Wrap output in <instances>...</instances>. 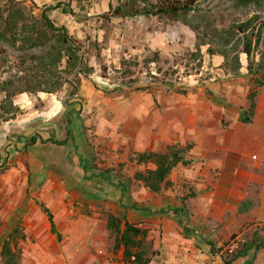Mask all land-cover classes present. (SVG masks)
Wrapping results in <instances>:
<instances>
[{
	"label": "rangeland",
	"instance_id": "obj_1",
	"mask_svg": "<svg viewBox=\"0 0 264 264\" xmlns=\"http://www.w3.org/2000/svg\"><path fill=\"white\" fill-rule=\"evenodd\" d=\"M18 1L29 8L34 3L36 14L46 8L45 4L71 7L73 16L64 14L62 8L48 15L79 40L78 54L84 64L81 74L80 66L72 75L66 71L61 74L65 81L62 90L44 98L45 104H61L62 111L55 117L58 119L47 125H52L53 130L10 135L0 148V264H52L56 255L69 248L77 257L99 254L93 245L100 239L98 230L107 231L108 244L104 248L117 258L124 247L115 246L116 234L108 225L113 218H126L142 228L145 233L135 238V245L130 248L160 261V251L153 247L156 235L150 233L152 224L142 221V214L164 215L162 212L177 208L189 211L186 201L207 190V164L213 155L192 151L190 128L199 131L214 124L206 106L213 98L230 110L237 108L217 94L221 89L213 90V84L220 88L231 84L234 95H245L249 107L241 114L252 115L258 88L264 85V68L249 73L247 56L241 53L242 67L233 74L224 58L210 56L208 49L218 48V33L228 36L236 24L254 12L264 15V0L251 8L238 7L237 0H197L202 13L191 18L197 24L202 23V15L206 18L204 28L196 32L167 17L103 18L109 14V5L116 6L118 0ZM4 4L0 0V8ZM208 23L212 25L209 27ZM21 28L20 25L16 31L20 40ZM197 34L200 43H205L200 51L196 48ZM238 42L241 47L240 37L235 36L229 47ZM25 54L27 62L21 65L19 58ZM42 54L43 48L23 52L0 42V86L35 72L25 67L37 64L30 56L40 58ZM263 54L264 38L254 48L251 60L257 63ZM62 67H66L65 61ZM83 80L89 84H82ZM25 83L24 80L14 86ZM71 84L77 90L73 91ZM37 95L34 104L40 108L42 101ZM5 104V94L0 93V122L10 117L4 113ZM71 112L75 117L70 120ZM21 114L20 110L16 117ZM67 130L72 131V136L67 135ZM179 134L183 141L174 140ZM33 137L36 141L26 146ZM176 148L192 163L177 164L161 190L152 192L139 173L154 169V165L150 161L139 164L133 159L139 152L164 154ZM41 204L53 214L62 234L61 242L51 233ZM261 230L264 226L232 236L215 249L230 258L232 242L238 248L257 242L254 232ZM126 260L130 264L133 259Z\"/></svg>",
	"mask_w": 264,
	"mask_h": 264
},
{
	"label": "crops",
	"instance_id": "obj_2",
	"mask_svg": "<svg viewBox=\"0 0 264 264\" xmlns=\"http://www.w3.org/2000/svg\"><path fill=\"white\" fill-rule=\"evenodd\" d=\"M82 84L89 82L83 80ZM230 85L220 88L213 84L212 88L215 91L221 89L217 94L225 96L227 103L237 108L230 110L229 106L220 105L213 98L206 106L214 124L199 131L190 128L192 151L213 155L207 164L210 167L206 174L209 177L207 190L186 201L189 211L177 208L162 212L164 215L142 214L145 217L142 221L152 224L150 233L153 237L156 235L153 247L160 251L161 260H153L151 264H226L215 248L232 236H242L264 226V85L258 88L252 115H246L249 122L241 119V112L249 107V102L245 101V95H234ZM37 96L42 101L40 108L34 104V95L23 93L13 100L23 114L0 122V148L10 135L28 136L35 135L37 130H53L52 125H47L58 119L55 117L62 111L61 104H45L47 93ZM174 140L183 141L180 134ZM96 233L100 239L93 245L99 254L77 257L69 248L66 253L56 255L52 264H129L124 250L116 258L105 249L108 244L106 230ZM254 234L257 238L254 245L259 249H250L232 264H264V231Z\"/></svg>",
	"mask_w": 264,
	"mask_h": 264
},
{
	"label": "trees",
	"instance_id": "obj_3",
	"mask_svg": "<svg viewBox=\"0 0 264 264\" xmlns=\"http://www.w3.org/2000/svg\"><path fill=\"white\" fill-rule=\"evenodd\" d=\"M3 1L5 4L3 8H0V20L3 21V29L0 30V42L6 43L23 52H26L28 49L43 48V54L40 58L36 56H30L29 58L37 64H35V66L25 67V69L36 70L35 72L25 75L23 79H11L0 86V93L5 94L6 100L5 106H3L5 110L4 113L10 115L9 118H3V121H7L8 119L15 118L16 113L20 112V108L15 106L13 102L18 95L23 93L31 95H36L38 93L57 94L62 90L65 82L61 79V74L66 71L67 74L72 75L78 66L81 67L79 71L81 74L84 62L82 61V56L78 54L79 50H81L79 40L70 36L66 27L57 26L48 15L50 11L62 8L64 14L73 16L74 12L71 7L63 3H58L55 6H48L36 14L35 9L37 6L34 3H32L33 6L29 8L23 1ZM262 1L263 0H237V5L238 7H258ZM196 2L197 0H159L157 3H153L151 0H118L116 6L112 4L109 5V14H106L103 18L110 20L112 18L129 19L136 16L167 17L180 21L196 32L204 28L202 23L206 18V15H202L200 18L202 23L198 24L191 18L192 15L197 16L202 13V10L197 6ZM210 24L211 23H208L207 25L210 27L212 25ZM20 25L22 27L21 33L23 34L21 40L17 38L18 34L16 33ZM235 36L240 37V41L242 42L241 47L238 45L239 42L229 47ZM196 37V48L200 51V47L205 43H200L198 34ZM216 37L219 39V46L214 49L209 48L208 54L210 56L216 54L222 56L225 66H230V70L233 74H237L242 67V62L240 60L241 53L247 56V70L249 73L253 74L264 68V54L257 63L251 60L254 48L260 46L264 38L263 14L254 12L247 20L236 24L235 27L228 32V36L218 33ZM18 42L23 44L18 46ZM26 56L25 54V56L19 58L21 65L27 62L28 57ZM63 61L66 62L65 68L62 67ZM91 71L92 70H88V73ZM24 80L26 81L25 84H17L14 86V83H22ZM71 85L73 91L77 90L74 84ZM72 117H75L73 112L69 114L68 118L71 120ZM241 119L244 122L250 121L247 120V116H244V114L241 116ZM67 135L72 136V131L67 130ZM30 141H32L31 144L27 143L26 146L32 145L36 141V137H33ZM55 143L59 144L62 142ZM65 143L66 142H63L62 144ZM137 155V159L133 160L139 164H145L150 161L155 167L152 170L147 169L145 173H139L143 182L155 193L161 190V185L166 181L168 174L177 164L181 163L187 165L192 163V160L185 158L177 148L171 153L159 154L139 152ZM101 175L102 174H100V176ZM106 178L108 179L109 177ZM110 184L112 185L111 182ZM123 197L124 188L122 191L121 203ZM41 208L48 217L51 233L57 237L58 242H61L62 234L57 230L53 214L44 204H41ZM108 225L116 234L115 246L118 248L119 244H121L124 247L125 258L128 260L133 259L130 264L152 263L153 260L151 257L146 256L142 252L133 251L130 248L135 245L134 239L145 233L142 228L134 226L126 218H113ZM122 227H124V229H122ZM252 248H255L256 251L259 249L258 246L254 245L253 241L243 244L240 248L237 247L231 252L230 258H224L225 263L232 264L233 260L246 255Z\"/></svg>",
	"mask_w": 264,
	"mask_h": 264
},
{
	"label": "built area",
	"instance_id": "obj_4",
	"mask_svg": "<svg viewBox=\"0 0 264 264\" xmlns=\"http://www.w3.org/2000/svg\"><path fill=\"white\" fill-rule=\"evenodd\" d=\"M254 158H255V156H254ZM232 245H231V249H230V252H232L233 250H235L236 248H237V246H236V244L234 243V242H232L231 243ZM221 247V246H220ZM221 253H222V251H219L218 252V254L221 256Z\"/></svg>",
	"mask_w": 264,
	"mask_h": 264
},
{
	"label": "water",
	"instance_id": "obj_5",
	"mask_svg": "<svg viewBox=\"0 0 264 264\" xmlns=\"http://www.w3.org/2000/svg\"><path fill=\"white\" fill-rule=\"evenodd\" d=\"M77 93H74V96H76Z\"/></svg>",
	"mask_w": 264,
	"mask_h": 264
}]
</instances>
